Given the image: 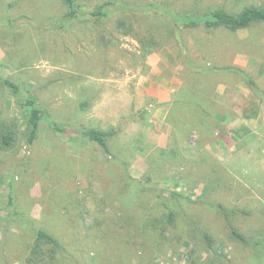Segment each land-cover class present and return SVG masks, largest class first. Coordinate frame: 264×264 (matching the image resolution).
Returning <instances> with one entry per match:
<instances>
[{
    "label": "rangeland",
    "instance_id": "1",
    "mask_svg": "<svg viewBox=\"0 0 264 264\" xmlns=\"http://www.w3.org/2000/svg\"><path fill=\"white\" fill-rule=\"evenodd\" d=\"M263 3L75 0L65 20L64 0H0V75L24 92L0 84V264H27L40 230L56 264H264V22L206 31L146 9ZM159 78L162 123L143 92ZM25 93L64 130L41 120L27 143ZM83 128L113 131L109 153Z\"/></svg>",
    "mask_w": 264,
    "mask_h": 264
},
{
    "label": "trees",
    "instance_id": "2",
    "mask_svg": "<svg viewBox=\"0 0 264 264\" xmlns=\"http://www.w3.org/2000/svg\"><path fill=\"white\" fill-rule=\"evenodd\" d=\"M74 1L75 0H64V3L67 7V12L65 13L64 19L71 20L77 18V11L74 9ZM106 5H113L111 3H107L95 8L93 11H90L89 15L93 17H100L104 15L103 10ZM123 5L119 4V9L122 8ZM125 9V8H124ZM147 10H156L160 14H164L165 17L168 18L169 23L173 27L177 26H186V27H202L206 31L215 30L218 28L226 29L230 32H237L239 30H244L250 28L253 25L263 23L264 22V3L260 7H246L241 12L237 14L229 13L224 9H214L202 14H196L193 12H188L183 15L177 14L171 11L169 8L159 4H153L146 8ZM165 11V13L163 11ZM127 11H130L127 9ZM7 24H9L7 20ZM191 63V62H190ZM186 66L190 67L188 62H185ZM191 67L196 69L199 72H204L205 70L196 67L191 64ZM0 84L4 87L8 88L13 94L24 93L21 88L4 79L0 75ZM24 104L28 108V119L26 123L27 129V143H32L37 137V131L39 122L42 120L46 122L50 128L57 131H63L64 128L57 126L51 121L44 112L37 106L36 101L33 97L24 95ZM80 134L86 138L87 140L97 144L105 153H109L107 140L113 136V131L104 132L98 129H80ZM12 141V136L10 134H6L1 138V145L4 147H8ZM223 210V207L219 208ZM231 236L238 239L242 243H246L247 241L239 235L235 230H231ZM36 244L31 249V252L28 256L27 264H56V256L58 252H62L63 248L61 245L48 233L44 231L36 232ZM51 245L52 251L51 254H46V250H43L41 246L43 245ZM263 246V240H256L252 243L254 248H258L259 246ZM54 250V251H53Z\"/></svg>",
    "mask_w": 264,
    "mask_h": 264
},
{
    "label": "crops",
    "instance_id": "3",
    "mask_svg": "<svg viewBox=\"0 0 264 264\" xmlns=\"http://www.w3.org/2000/svg\"><path fill=\"white\" fill-rule=\"evenodd\" d=\"M160 82L162 85L158 84L157 89H154L151 86H147L146 88L143 87V92H144V95H146V97L148 99H152L154 104H157L156 105L157 107H156V109L154 111V115H153L154 121H156V122L158 121L159 123H162L165 121V119L167 117L168 107H169L168 104L171 101L172 89H171L170 83L172 82V80L169 78L168 79L162 78V79H160ZM160 86H162V88H164V89L162 90V88ZM162 140L164 141V143L166 142V140H167L166 134L160 135L159 139L157 141L156 140H153V141L156 142L157 145L163 146Z\"/></svg>",
    "mask_w": 264,
    "mask_h": 264
}]
</instances>
